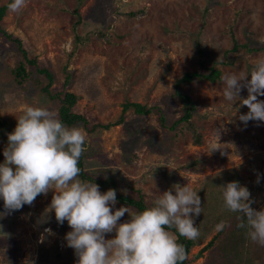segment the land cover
I'll use <instances>...</instances> for the list:
<instances>
[{"label": "rangeland", "instance_id": "rangeland-1", "mask_svg": "<svg viewBox=\"0 0 264 264\" xmlns=\"http://www.w3.org/2000/svg\"><path fill=\"white\" fill-rule=\"evenodd\" d=\"M11 2L0 0V7L6 5L0 28L20 40L35 67L50 73V94L63 90L76 96L71 111L82 115L87 127L113 124L126 102L158 108L169 126L181 106L170 97L174 80L186 72L220 71L214 83L194 79L180 85L197 109L191 121L200 136L198 145L185 130L161 128L155 112L138 116L129 108L120 125L84 131L82 168L98 178L113 177L119 193L141 195L148 208L175 184L197 191L203 210L193 219L202 238L187 256L192 259L214 238L191 264L222 263L228 255L225 242L239 220L224 206L221 187L237 181L250 191L251 207L264 209V122H241L239 116L248 109L239 100L232 104L224 98L222 80L225 74L250 73L264 59V50L229 51L232 40L255 43L252 48L264 44V0H26L19 12L9 10ZM135 11L141 12L126 16ZM20 61L0 36V120L11 132L27 106L47 108L57 116V101L47 98L30 76L20 83L13 79L10 71ZM25 68L35 76L34 67ZM38 78L46 84L41 74ZM240 97H247L246 89ZM258 99L264 101V96ZM216 129L223 154L209 150ZM6 146L0 140V163ZM52 196L50 190L33 205L0 219L9 234L0 239V264H76L78 258L65 241L71 231L67 221L58 224L54 212H46ZM120 207L127 206L116 203L113 210ZM129 219L125 213L118 223ZM221 222L227 225L222 230ZM114 237L115 232L105 236Z\"/></svg>", "mask_w": 264, "mask_h": 264}, {"label": "clouds", "instance_id": "clouds-1", "mask_svg": "<svg viewBox=\"0 0 264 264\" xmlns=\"http://www.w3.org/2000/svg\"><path fill=\"white\" fill-rule=\"evenodd\" d=\"M25 3L12 0L8 8L19 12ZM222 80L224 98L232 104L239 100L248 109L239 120L244 124L264 122V101L258 99L264 96V59L250 73L225 74ZM242 89L247 90L243 99ZM16 120L0 163V199L4 206L0 219L24 205H33L38 196L51 190L53 196L46 212H54L58 224L67 221L71 231L65 234V241L78 258L76 264H183L188 258L185 246L177 240H196L200 236L193 219L203 210L197 191L175 184L142 212L130 215L129 207L113 210L117 203L115 189L102 193L93 181L79 179L78 162L86 151L83 129L65 126L43 107L27 106ZM219 139L220 130L216 129L210 153L219 150L223 154ZM221 189L224 206L238 214V227L246 229L252 242L264 246V209L251 207L255 201L250 191L237 181ZM125 213L130 219L118 223ZM226 226L221 222L218 229ZM113 232L114 238H105ZM6 238L9 234L0 224V239Z\"/></svg>", "mask_w": 264, "mask_h": 264}, {"label": "trees", "instance_id": "trees-1", "mask_svg": "<svg viewBox=\"0 0 264 264\" xmlns=\"http://www.w3.org/2000/svg\"><path fill=\"white\" fill-rule=\"evenodd\" d=\"M5 9H6V5L0 7V21L4 15ZM139 12L141 11L129 12L128 14H126V16L134 17ZM74 14L75 16L77 15L76 11H74ZM78 21L79 20L77 19L76 23H78ZM0 36L4 40L9 42L11 45V49L15 51L16 53H18L21 57V61L18 62L17 65L10 71L11 74L13 75V79L16 82L20 83L23 81L25 76H30L33 83L40 85V91H42L47 98H49L50 100L52 99V100L57 101V104H58L57 117L65 126L72 128V127H77L78 125H81V127L87 133L92 132L96 128L107 129L110 126H117L123 123L122 114H124L129 108H132L133 113L138 116L147 115L151 112H155L157 115V121L159 122V126L161 128L170 129V130L178 129L181 131L185 130L190 134L192 143L194 145L199 144L200 136L195 130L194 126L192 125V121H191L193 117L198 116L197 109L194 106L193 102L190 100V98L180 91V85L189 83L193 81L194 79L198 81H206L208 83H214L217 81V79L220 76L219 70H216L214 68H209L207 73L186 72L174 80L173 85H172L173 92L170 97L177 98L181 106H180V111H179L180 113L179 117L176 120H174L169 126L165 124L166 120L158 108L156 107L148 108L145 106H141L140 104L126 102L122 104L120 115L118 116L117 120H115L113 124L93 125L91 127H87L86 119L82 115L73 113L71 111L72 106L74 105L76 101V96H74V94L72 93L65 92L63 90L60 92H56L53 95L50 94V92L48 91L49 86L51 85V81H52L50 73L44 67L38 68L34 66L35 65L34 59H30L28 57L26 51L22 48L19 39L13 37L11 34L7 33L2 28H0ZM253 44L255 43L246 42L243 44H237L235 40H232V46L229 51L234 52L239 47L243 48L246 53H252V52L259 51V50H264V44L258 48L250 47ZM195 45H196L197 53L199 54V56H201L203 52L200 50L198 43H196ZM25 66L34 67L35 72L33 73H36L34 74L35 76H31L30 71H26ZM201 66L203 67V63H201ZM39 74H41L44 80H46V84L41 85V80L38 78ZM65 80L66 81L64 84H66L67 82V76H65ZM9 133H11V131L5 127L3 120H0V140L7 144L8 143L7 137ZM83 158H84V153L82 154L78 162V167L81 169L79 179L84 180V181H89V182L93 181L94 183L99 185V190L102 193L107 191L108 189L116 190V184H115L113 177L106 176L103 178H98L97 175H93V174L89 175L85 173L82 168ZM262 179L264 181V175L262 176ZM209 196L212 197L211 194ZM116 200H117V203L133 209L134 212L136 213L142 212L143 210L148 208L145 205L142 199V196L139 194H137V198H131L127 195L119 193L116 190ZM233 223L235 224V219L233 220ZM238 224L234 225L233 234H231V237L229 236V238L225 242L223 251L224 253L228 255L226 256V258H224V261L220 264H255V262L264 264V246H260L259 244L252 242L247 236L246 229L239 228ZM201 238L202 237H200V239ZM200 239L186 240L184 237H178L177 242L185 246L187 255H188L189 249L195 246L200 241ZM213 240L214 238L211 239L203 248H201V250L192 259L200 257L201 251L211 247ZM192 259L187 258L185 261H183V264H191Z\"/></svg>", "mask_w": 264, "mask_h": 264}]
</instances>
